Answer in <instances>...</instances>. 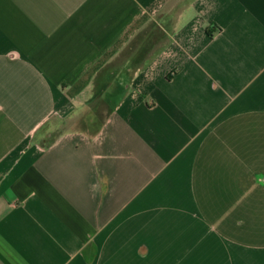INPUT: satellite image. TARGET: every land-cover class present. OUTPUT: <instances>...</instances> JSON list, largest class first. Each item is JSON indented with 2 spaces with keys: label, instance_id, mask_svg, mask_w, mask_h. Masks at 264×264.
<instances>
[{
  "label": "crops",
  "instance_id": "0c3cea01",
  "mask_svg": "<svg viewBox=\"0 0 264 264\" xmlns=\"http://www.w3.org/2000/svg\"><path fill=\"white\" fill-rule=\"evenodd\" d=\"M0 264H264V0H0Z\"/></svg>",
  "mask_w": 264,
  "mask_h": 264
}]
</instances>
